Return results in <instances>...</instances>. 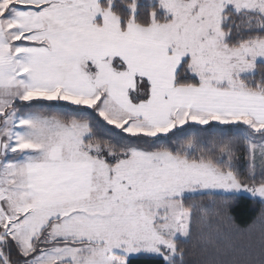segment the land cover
Here are the masks:
<instances>
[{
	"label": "snow or ice",
	"instance_id": "snow-or-ice-1",
	"mask_svg": "<svg viewBox=\"0 0 264 264\" xmlns=\"http://www.w3.org/2000/svg\"><path fill=\"white\" fill-rule=\"evenodd\" d=\"M0 264H264V0H0Z\"/></svg>",
	"mask_w": 264,
	"mask_h": 264
},
{
	"label": "trees",
	"instance_id": "trees-1",
	"mask_svg": "<svg viewBox=\"0 0 264 264\" xmlns=\"http://www.w3.org/2000/svg\"><path fill=\"white\" fill-rule=\"evenodd\" d=\"M252 205L246 201H239L234 206L233 215L236 217L238 223H247L255 213L250 211Z\"/></svg>",
	"mask_w": 264,
	"mask_h": 264
}]
</instances>
